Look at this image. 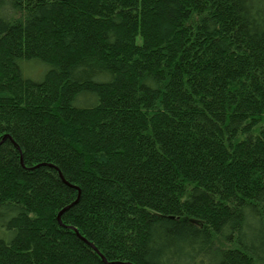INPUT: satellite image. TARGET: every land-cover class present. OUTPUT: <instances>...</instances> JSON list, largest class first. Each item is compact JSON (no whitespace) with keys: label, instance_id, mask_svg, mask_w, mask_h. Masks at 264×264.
Listing matches in <instances>:
<instances>
[{"label":"trees","instance_id":"1","mask_svg":"<svg viewBox=\"0 0 264 264\" xmlns=\"http://www.w3.org/2000/svg\"><path fill=\"white\" fill-rule=\"evenodd\" d=\"M0 264H264V0H0Z\"/></svg>","mask_w":264,"mask_h":264},{"label":"water","instance_id":"2","mask_svg":"<svg viewBox=\"0 0 264 264\" xmlns=\"http://www.w3.org/2000/svg\"><path fill=\"white\" fill-rule=\"evenodd\" d=\"M64 211H65V210H63V211L60 213L59 217L62 215V213H63Z\"/></svg>","mask_w":264,"mask_h":264}]
</instances>
